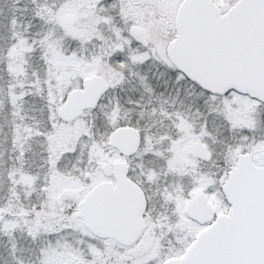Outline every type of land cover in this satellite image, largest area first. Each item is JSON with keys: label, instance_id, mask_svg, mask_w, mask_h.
<instances>
[{"label": "snow or ice", "instance_id": "6c2138e0", "mask_svg": "<svg viewBox=\"0 0 264 264\" xmlns=\"http://www.w3.org/2000/svg\"><path fill=\"white\" fill-rule=\"evenodd\" d=\"M0 264H264V0H0Z\"/></svg>", "mask_w": 264, "mask_h": 264}]
</instances>
